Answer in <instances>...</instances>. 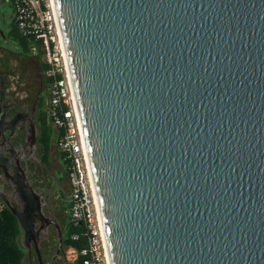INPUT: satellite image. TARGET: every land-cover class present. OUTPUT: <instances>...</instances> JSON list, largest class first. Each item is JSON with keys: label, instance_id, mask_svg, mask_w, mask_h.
<instances>
[{"label": "water", "instance_id": "obj_1", "mask_svg": "<svg viewBox=\"0 0 264 264\" xmlns=\"http://www.w3.org/2000/svg\"><path fill=\"white\" fill-rule=\"evenodd\" d=\"M55 1L111 264H264V0Z\"/></svg>", "mask_w": 264, "mask_h": 264}, {"label": "flooded vegetation", "instance_id": "obj_2", "mask_svg": "<svg viewBox=\"0 0 264 264\" xmlns=\"http://www.w3.org/2000/svg\"><path fill=\"white\" fill-rule=\"evenodd\" d=\"M0 81L5 90V122L0 124V142L6 139L12 142L7 148L10 153L7 160L0 162V196L20 213L29 207L38 209L34 230L27 233L21 230L19 237L26 262L79 264L77 253L69 244L72 225L67 217L70 184L66 164H61L63 156L54 138L48 158L40 141L41 115H47L48 94L43 98L44 87L35 95L9 94L4 79ZM43 84L47 91L45 78ZM54 144L56 153L52 150ZM24 193L30 194L33 205L27 204ZM0 203L7 207L1 198Z\"/></svg>", "mask_w": 264, "mask_h": 264}, {"label": "built area", "instance_id": "obj_3", "mask_svg": "<svg viewBox=\"0 0 264 264\" xmlns=\"http://www.w3.org/2000/svg\"><path fill=\"white\" fill-rule=\"evenodd\" d=\"M12 2L19 34L39 42L44 52L47 65L43 74L47 80V115L52 127L57 130V147L68 173L69 219L72 226L84 227V236L87 238V247L80 252L84 258L83 264H109L100 205L56 1ZM74 239H78V236H74Z\"/></svg>", "mask_w": 264, "mask_h": 264}, {"label": "trees", "instance_id": "obj_4", "mask_svg": "<svg viewBox=\"0 0 264 264\" xmlns=\"http://www.w3.org/2000/svg\"><path fill=\"white\" fill-rule=\"evenodd\" d=\"M14 29V28H13ZM12 29V34L18 39V44L21 50L25 53L37 52L39 57L44 59V52L39 42L33 38L23 37L17 32L16 29ZM47 69V65L42 60V73L44 74ZM41 144L45 148V158H48L51 153V144L53 140V127L44 113L41 115ZM21 229L17 217L11 212V210L3 206L0 211V264H24L25 253L20 246L19 237ZM74 236H78V239H74ZM70 246L76 251L79 264H83L84 258L80 255V252L87 247V238L84 236V227L72 226L69 239Z\"/></svg>", "mask_w": 264, "mask_h": 264}, {"label": "rangeland", "instance_id": "obj_5", "mask_svg": "<svg viewBox=\"0 0 264 264\" xmlns=\"http://www.w3.org/2000/svg\"><path fill=\"white\" fill-rule=\"evenodd\" d=\"M3 1L5 10L10 9V5L6 4L7 1ZM9 29L11 30V28ZM14 29L17 30L16 26ZM11 32L12 30L10 33ZM2 48L0 56V75L4 79L6 91L9 94H18L25 97L26 95L37 94L38 91L44 87L45 94L43 98H46L47 91L46 85L43 84L44 77L42 73V60L44 59L41 60L37 52H23L18 44V39L13 35L3 40ZM63 163L64 161L61 159V164ZM66 206L69 207L68 202ZM24 264H28L26 259H24Z\"/></svg>", "mask_w": 264, "mask_h": 264}, {"label": "crops", "instance_id": "obj_6", "mask_svg": "<svg viewBox=\"0 0 264 264\" xmlns=\"http://www.w3.org/2000/svg\"><path fill=\"white\" fill-rule=\"evenodd\" d=\"M6 1H7L6 4L10 5V9L8 10L7 9L5 10L4 1L0 0V56H1V51L3 49L2 48L3 40L7 39L8 36H10V31L16 26L13 2L12 0H6ZM9 28H11V30ZM0 78L3 77L0 75ZM0 85H1V81H0ZM53 134H54L53 137L56 141L57 130L55 128H53ZM54 145L55 146L52 148V150L56 153V149H55L56 144Z\"/></svg>", "mask_w": 264, "mask_h": 264}, {"label": "bare ground", "instance_id": "obj_7", "mask_svg": "<svg viewBox=\"0 0 264 264\" xmlns=\"http://www.w3.org/2000/svg\"><path fill=\"white\" fill-rule=\"evenodd\" d=\"M91 172H92V169H91ZM92 174V173H91ZM93 175V174H92ZM98 199V198H97ZM99 206V205H98ZM101 211V210H100ZM99 211V213H100ZM100 215V214H99ZM103 228V227H102ZM103 233H104V228L102 229ZM102 233V234H103ZM103 238H104V242H105V247H106V253H107V258H108V263L111 264V261H110V255H109V250H108V245H107V240H106V237H105V233L103 234Z\"/></svg>", "mask_w": 264, "mask_h": 264}]
</instances>
